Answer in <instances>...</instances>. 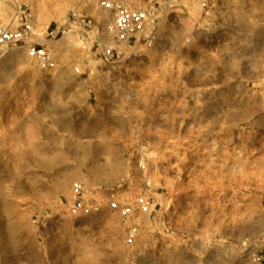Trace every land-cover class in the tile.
<instances>
[{
  "label": "rangeland",
  "instance_id": "1",
  "mask_svg": "<svg viewBox=\"0 0 264 264\" xmlns=\"http://www.w3.org/2000/svg\"><path fill=\"white\" fill-rule=\"evenodd\" d=\"M23 1L39 32L75 7L102 20L101 0ZM130 1L166 3L156 48L124 46L105 62L92 41L66 38L52 46L66 67L59 73L43 71L19 47L0 48V98L21 95L18 84L31 100L51 96L57 163L53 202H18L16 188L0 179V264H46L51 227L33 222L46 213L57 221L54 264H264V0H224L209 26L192 1ZM17 12L0 10L1 23L16 27ZM139 162L154 205L137 242L125 243L119 217L109 221L114 233L88 236L69 214V185L81 180L89 198L129 200L144 186ZM128 170L132 183L117 190Z\"/></svg>",
  "mask_w": 264,
  "mask_h": 264
},
{
  "label": "built area",
  "instance_id": "2",
  "mask_svg": "<svg viewBox=\"0 0 264 264\" xmlns=\"http://www.w3.org/2000/svg\"><path fill=\"white\" fill-rule=\"evenodd\" d=\"M180 1H192L199 5L203 11V26H209L214 22L220 10L224 8V0ZM97 7L102 15L101 21L93 19L79 7H75L64 21L46 25L44 30L39 32L35 14L28 6H24L17 12L16 27L0 23V48L19 47L37 67L45 72H53L59 69V63L52 46L66 38L75 39L83 47L88 41H92L98 50L101 49L100 55L105 62L120 58L124 53L120 48L124 46L133 48L144 46L150 49L158 46L162 26L167 21L165 2L159 1L154 5L137 7L130 0H101ZM105 36L112 39V45L105 41ZM75 71L78 73L79 69L75 68ZM137 167L142 171L144 186L133 198L121 200L118 193H113L105 199L100 198V201L90 199L83 184L74 182L69 213L78 218L89 217L99 214L103 204H106L109 210L118 214L126 224L125 243L133 246L140 236L141 217L151 215L154 205L148 170L143 162H139ZM133 175L128 174L126 178H122L117 190L131 184ZM51 218V214L46 213L37 216L33 222L38 227L40 222L47 226ZM257 261H261V258L259 257Z\"/></svg>",
  "mask_w": 264,
  "mask_h": 264
},
{
  "label": "crops",
  "instance_id": "3",
  "mask_svg": "<svg viewBox=\"0 0 264 264\" xmlns=\"http://www.w3.org/2000/svg\"><path fill=\"white\" fill-rule=\"evenodd\" d=\"M28 3V2H27ZM26 3V4H27ZM25 5L23 0H0V10H17L19 11ZM1 23V21H0ZM66 70V67H60L56 72L59 73ZM23 84V83H22ZM4 87V84H1ZM6 90L10 85H5ZM27 85L22 88L19 84L16 90L23 92L17 95L15 99L0 98V179L2 186H11L16 188L15 199L18 202H39L46 200L53 202L55 198V173L57 168L56 163V111L48 92L41 95L39 99H29L24 93L27 90ZM2 90L4 88H1ZM66 95H64L65 97ZM63 97V98H64ZM27 98L31 101L28 102ZM66 103L67 100L63 99ZM59 120L66 121L69 115L62 111L58 115ZM129 174V170L126 175ZM83 186L85 184L79 180ZM118 183L116 185H119ZM94 189L101 187V183L95 181ZM31 187L35 195L27 194L28 188ZM86 190V188H85ZM69 194L72 195V184L69 185ZM98 194L90 199L100 201ZM44 197H47L44 199ZM70 214V213H69ZM71 215V214H70ZM52 218L49 220L51 232L47 231V258L46 264H54L51 260V250L54 246V236L56 219L52 213ZM74 223H81V230L91 234H99L106 232L107 234L114 233L115 226L109 224L112 218L119 217L118 214L112 213L106 204H103L102 211L99 214H94L89 217L78 218L75 216ZM110 225V226H109ZM51 233V237H50ZM4 234V232H2ZM36 235V233H35ZM87 236V239H88ZM24 236L16 233V251H21L23 246ZM90 246L91 241H86ZM36 242V247L38 245ZM5 245H7L5 243ZM4 249V243L1 244ZM20 255V253H18ZM21 256V255H20ZM18 259V258H17ZM114 258H111L113 263ZM52 261V262H51ZM17 264H25L23 261L17 260ZM32 264H45V261Z\"/></svg>",
  "mask_w": 264,
  "mask_h": 264
}]
</instances>
